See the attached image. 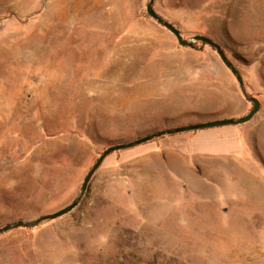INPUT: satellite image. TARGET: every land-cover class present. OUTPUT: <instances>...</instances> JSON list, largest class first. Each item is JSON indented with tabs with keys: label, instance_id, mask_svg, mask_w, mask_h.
I'll list each match as a JSON object with an SVG mask.
<instances>
[{
	"label": "rangeland",
	"instance_id": "rangeland-1",
	"mask_svg": "<svg viewBox=\"0 0 264 264\" xmlns=\"http://www.w3.org/2000/svg\"><path fill=\"white\" fill-rule=\"evenodd\" d=\"M148 2L0 0V227L72 202L113 144L252 110L217 51L181 45ZM154 8L218 42L259 111L112 152L70 212L0 234V264L264 263V0Z\"/></svg>",
	"mask_w": 264,
	"mask_h": 264
},
{
	"label": "water",
	"instance_id": "water-1",
	"mask_svg": "<svg viewBox=\"0 0 264 264\" xmlns=\"http://www.w3.org/2000/svg\"><path fill=\"white\" fill-rule=\"evenodd\" d=\"M147 12L150 16H152L157 22L165 26L168 30H170L177 38L178 42L183 45V46H194V44L197 41H201L204 44H209L212 46L217 53L219 54L220 58L222 61L225 63V65L231 70V72L235 75L237 81L239 82L240 88L244 94V96L253 102V108L252 110L240 117H231V118H223V119H214V120H208V121H203V122H197V123H190L182 126H177L173 128H166L162 129L156 132H153L151 134H148L146 136L137 138L135 140L127 141V142H121L117 144H113L109 146L107 149H105L97 161L93 164V166L90 168L88 173L86 174L83 184L81 187L80 193L66 206L51 212L49 214H45L40 216L37 219L34 220H23L19 219L14 222L8 223L2 227H0V234L14 228V227H19V226H35L41 223L42 221L45 220H51L55 219L57 217H60L68 212H70L72 209H74L82 200L88 185L94 175V173L100 168V166L103 164L105 158L111 154L112 152L119 150V149H125V148H130L139 144H142L144 142H147L149 140H152L156 137L168 135V134H174V133H180V132H185V131H190V130H199V129H206V128H212V127H219V126H224V125H233V124H239V123H244L249 121L254 117V115L259 111L261 107V102L258 97L253 96L249 94V92L246 89L245 82L243 79V76L240 72V70L237 68V66L234 64V62L226 55L224 49L222 46L216 42L214 39H212L209 36L203 35V34H197L194 35L192 38H185L181 34L180 30L174 26L170 21L166 20L164 17H162L154 8V0H149L147 4Z\"/></svg>",
	"mask_w": 264,
	"mask_h": 264
},
{
	"label": "crops",
	"instance_id": "crops-1",
	"mask_svg": "<svg viewBox=\"0 0 264 264\" xmlns=\"http://www.w3.org/2000/svg\"><path fill=\"white\" fill-rule=\"evenodd\" d=\"M199 135H203V131L202 132H200V134ZM255 264H261L260 263V261H258V262H256ZM264 264V263H263Z\"/></svg>",
	"mask_w": 264,
	"mask_h": 264
}]
</instances>
